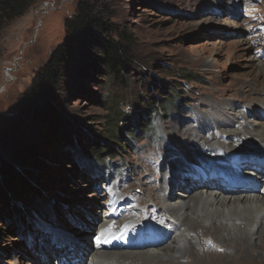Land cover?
<instances>
[{
  "label": "rangeland",
  "instance_id": "1",
  "mask_svg": "<svg viewBox=\"0 0 264 264\" xmlns=\"http://www.w3.org/2000/svg\"><path fill=\"white\" fill-rule=\"evenodd\" d=\"M77 1L35 0L25 13L0 28V115L14 113L22 106L49 54L65 40V19L74 14ZM102 2L109 36L125 48L129 64L118 77L103 73L78 77L71 70L63 73L56 105L71 123L72 134L69 140L62 137L55 150L41 145V151L47 152L39 156L36 165L23 166L0 148V173L4 168L12 170L13 177H19L29 191L55 205L50 206L49 215L30 213L13 198L11 189L0 185V264H78L90 260L87 256L62 259L55 252L51 256L50 248L56 250L54 245L64 244L53 238L54 231L82 244L86 240L80 247L83 253L93 244L90 235L97 230L93 226L96 217L103 215V221L112 217L108 214L110 204L119 202L113 193L120 200L135 197L142 215L146 209L157 210L141 182L160 187L164 158L181 145L182 137L174 134V128L201 125L203 121L212 126V117L223 104L231 113L248 116L241 103L264 99V79L250 81L249 77L250 70L264 61V0ZM177 99L179 106H175ZM110 109L118 112L121 120L115 126L119 147L107 136ZM145 120L150 123L148 130L139 125ZM29 125L24 133L27 137L42 130V122L36 119ZM133 126L134 134L129 131ZM196 130L200 134L208 131L206 127ZM71 142L82 148L109 145L113 151L104 160L87 161ZM52 152L65 158L51 159ZM185 192L189 193L184 187L174 189L172 203L186 200L177 195ZM25 199L38 210L49 211L46 201L32 193ZM123 202L119 205L122 211L134 210L128 199ZM183 223L199 228L194 222ZM205 229L203 237L212 233L210 225ZM211 236L218 238L215 233ZM223 238L226 245L230 243L228 235ZM205 241L212 243L213 254L229 251L219 242ZM195 252L171 264H196L193 257L208 254Z\"/></svg>",
  "mask_w": 264,
  "mask_h": 264
},
{
  "label": "bare ground",
  "instance_id": "2",
  "mask_svg": "<svg viewBox=\"0 0 264 264\" xmlns=\"http://www.w3.org/2000/svg\"><path fill=\"white\" fill-rule=\"evenodd\" d=\"M249 75L250 81L264 79V61L254 66ZM261 91L264 95V88ZM241 105L248 109V113L245 110L248 116L240 112L231 113V108L223 104L212 117L215 118L214 126L203 121L201 125L174 128V134L182 137L181 145L179 150L165 156L160 187L158 183L141 182L143 191L150 193V199H154L157 210L149 212L146 209V214L142 215L135 197L126 196L125 199L135 208L132 212H124L117 203L121 206L125 199L120 200L113 193V198L116 197L119 202L109 207L108 214L112 218L103 221L102 215L93 221L97 230L90 235V241L94 234H98L97 243L94 242L90 249L82 253L80 247L85 245L86 240H82V244L72 236L66 237L63 232L55 230L53 238L64 241V244L54 245L56 250L50 248L51 256L55 252L62 258L74 256L82 260L84 256L90 257L85 263L79 261L78 264H171L179 258L190 257L187 253L196 251L208 253L203 257H193L196 264H211L207 258L220 260L218 264H264V99L242 102ZM205 127L207 133H197L196 129L203 130ZM238 161V166L251 168L254 165L259 169L251 172L254 178L250 179L255 181L253 186L224 189L218 186L215 178L202 181L199 176L192 177L208 175L212 168L228 167ZM239 182L248 184L249 180L242 178ZM183 187L189 193L177 195L186 200L172 203L174 189ZM186 220L188 224L194 222L199 228H189L183 223ZM208 225L210 232L217 234V241L209 232V236L203 237ZM225 235L231 240L227 244L229 246L222 241ZM206 239L219 242L229 251L213 254V245ZM132 250L137 252L132 253Z\"/></svg>",
  "mask_w": 264,
  "mask_h": 264
},
{
  "label": "trees",
  "instance_id": "3",
  "mask_svg": "<svg viewBox=\"0 0 264 264\" xmlns=\"http://www.w3.org/2000/svg\"><path fill=\"white\" fill-rule=\"evenodd\" d=\"M34 1L0 0V28L4 23L25 13ZM105 7L102 0L77 1L74 14L65 19V40L49 54L36 75L32 87L26 92L22 106L14 113L0 115V148L23 166L36 165L39 156L47 152V150L41 151V145L47 148L53 147L55 150L60 145L62 137L63 139L67 137V140L71 137V123L65 119L56 105L59 101V89L65 71L71 70L72 74L78 77L94 73L118 77L121 75V70L129 64L125 48L109 36L111 29L105 18ZM176 102L178 104L175 106L181 105L178 99ZM106 117L107 124L110 126L107 134L111 140L110 143L114 147H119L120 140L115 134V126L121 121L119 114L110 109ZM35 119L42 122V130L27 137L24 133L30 129L29 121ZM148 121L140 122V127L144 130L150 129ZM135 127L129 130L132 134L135 133ZM72 146L74 149L77 147L76 144ZM77 149L83 153L81 158L85 157L84 160L87 161H91L92 158L104 160L109 158L113 151L109 145H84L83 148L78 146ZM64 158L54 152L51 153V159L62 160ZM18 179L19 177H13L10 169L4 168L0 173V185L11 189L13 198L15 197V200H20L24 206L26 205L27 211L30 213L44 212L49 215L52 204L48 203L42 195L29 191ZM28 193H32L37 199L45 200L49 211L35 208L25 199ZM0 236H2L1 229Z\"/></svg>",
  "mask_w": 264,
  "mask_h": 264
}]
</instances>
